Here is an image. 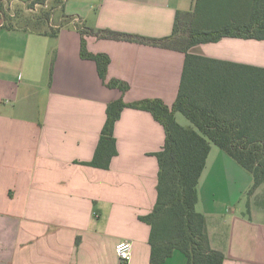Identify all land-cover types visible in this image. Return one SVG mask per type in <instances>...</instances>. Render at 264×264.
Segmentation results:
<instances>
[{
    "label": "crops",
    "instance_id": "obj_1",
    "mask_svg": "<svg viewBox=\"0 0 264 264\" xmlns=\"http://www.w3.org/2000/svg\"><path fill=\"white\" fill-rule=\"evenodd\" d=\"M51 1L36 4L52 8L48 26L0 23V264H123L115 244L125 239L133 243L128 264H154L151 226L141 217L157 201L164 126L150 111L125 107L115 123L118 153L109 168L84 162L95 155L110 102L174 104L185 53L86 34L90 52L110 56L106 82L129 85L122 92L81 56L80 29L164 38L177 16L184 28L213 22L205 6L217 0H202L200 21L193 17L197 0H57V21ZM247 15L235 9L226 21ZM190 52L228 63L222 67L244 83L264 82V40L224 36ZM222 114L238 122L261 115L241 108ZM253 183L251 172L211 144L196 209L223 264H264V183L251 191ZM179 253L164 264H185Z\"/></svg>",
    "mask_w": 264,
    "mask_h": 264
},
{
    "label": "trees",
    "instance_id": "obj_2",
    "mask_svg": "<svg viewBox=\"0 0 264 264\" xmlns=\"http://www.w3.org/2000/svg\"><path fill=\"white\" fill-rule=\"evenodd\" d=\"M3 1L5 0H0V23L3 18ZM200 7L202 9V0H197L193 17L198 21L204 18L201 16L198 19ZM205 7L213 13V22L204 26L192 22L184 28L185 24H181L184 19L177 16L172 35L164 38L143 37L111 30L80 29L81 56L94 60L103 81L109 87H117L122 92L127 91L129 85L114 78L106 82L110 56L106 53L90 52L86 34L177 47L185 53L183 76L174 104L170 107L161 99L127 103L119 98L110 102L95 155L91 161L84 162L98 168H109L111 159L118 153L114 135L115 123L125 107L150 111L164 126L165 145L156 153L159 161L157 201L153 210L141 217L151 226L150 259L154 264H164L175 252L184 255L185 264H223V253L211 246L205 216L196 209L197 185L211 144L219 146L241 167L253 174L251 191L264 183V82L244 83L228 68L222 67L228 63L190 52V48L197 43L216 41L224 36L264 40V0H217ZM235 9L246 10L247 18L243 21L227 22L226 15L232 14ZM181 26L184 32L180 31ZM178 39H184L186 44L174 45ZM210 61L214 63H209ZM210 64H214L213 70L210 69L213 66ZM237 108L256 110L261 115L249 122H246L248 119L238 122L237 117L229 120L222 114L224 110ZM177 112L183 113L194 127L182 126L176 120Z\"/></svg>",
    "mask_w": 264,
    "mask_h": 264
},
{
    "label": "rangeland",
    "instance_id": "obj_3",
    "mask_svg": "<svg viewBox=\"0 0 264 264\" xmlns=\"http://www.w3.org/2000/svg\"><path fill=\"white\" fill-rule=\"evenodd\" d=\"M25 1V2H23ZM23 2V3H22ZM37 2H44V0H5L2 3L3 9V18L1 22L4 25L10 24H18L21 26L24 25H32L34 22L35 26H48V18H49V11L52 9L51 7L47 8L39 4L36 5ZM59 2L57 0L51 1V5L55 7L54 9V20L57 21L58 16L60 15V8H58ZM51 8V9H50ZM46 9V10H45ZM38 10L40 11L38 13ZM181 32H184L183 27L181 26ZM186 44L184 39H178L174 42V45L183 46ZM176 120L184 127H193V123L183 114L177 113ZM183 258L184 255L180 254ZM178 255V256H179Z\"/></svg>",
    "mask_w": 264,
    "mask_h": 264
},
{
    "label": "built area",
    "instance_id": "obj_4",
    "mask_svg": "<svg viewBox=\"0 0 264 264\" xmlns=\"http://www.w3.org/2000/svg\"><path fill=\"white\" fill-rule=\"evenodd\" d=\"M78 18H75V22H79ZM133 243L130 240H120L115 244V253L123 264H128L132 258Z\"/></svg>",
    "mask_w": 264,
    "mask_h": 264
}]
</instances>
